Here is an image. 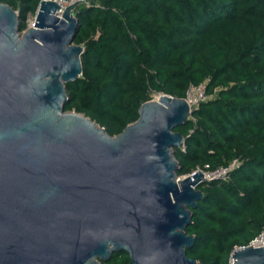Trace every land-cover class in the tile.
<instances>
[{"label":"water","instance_id":"1","mask_svg":"<svg viewBox=\"0 0 264 264\" xmlns=\"http://www.w3.org/2000/svg\"><path fill=\"white\" fill-rule=\"evenodd\" d=\"M40 0L32 26L0 0V264H197L185 230L203 173L178 178L174 129L195 110L160 95L110 136L67 113L66 84L82 73L73 11ZM232 264H264V246L238 247Z\"/></svg>","mask_w":264,"mask_h":264},{"label":"trees","instance_id":"2","mask_svg":"<svg viewBox=\"0 0 264 264\" xmlns=\"http://www.w3.org/2000/svg\"><path fill=\"white\" fill-rule=\"evenodd\" d=\"M1 2L23 20L39 0ZM75 18L82 78L66 84L64 111L77 109L110 136L137 120L148 91L184 98L189 84L218 89L174 129L185 138L174 156L178 176L237 160L230 183L200 185L185 230L195 238L187 257L228 264L264 230V0H100ZM105 264L130 260L113 252Z\"/></svg>","mask_w":264,"mask_h":264},{"label":"built area","instance_id":"3","mask_svg":"<svg viewBox=\"0 0 264 264\" xmlns=\"http://www.w3.org/2000/svg\"><path fill=\"white\" fill-rule=\"evenodd\" d=\"M43 1H52L56 3L59 7V10L56 12V15L61 16L62 12L66 8L79 4L84 0H43ZM32 25L33 23L31 24V26ZM154 94L156 98L154 100H157V98L161 95L156 93ZM183 99L188 104L190 110L197 109L200 104L208 100V94L206 93V82L197 85L189 84ZM191 118L192 116L189 119ZM179 149H181V151H184L185 149L184 144ZM237 165H238L237 160H232L226 165L219 166L213 169H210L208 166H205L204 169H201L202 170L201 172L203 173V179H205L204 182L206 183L214 182V181L224 182L226 179L230 178L231 172L237 167ZM248 246H253V247L264 246V230L257 237L252 239L249 242ZM232 262L233 261L231 260V258H229L228 264H232Z\"/></svg>","mask_w":264,"mask_h":264},{"label":"rangeland","instance_id":"4","mask_svg":"<svg viewBox=\"0 0 264 264\" xmlns=\"http://www.w3.org/2000/svg\"><path fill=\"white\" fill-rule=\"evenodd\" d=\"M91 4H95V5H99L100 4V0H84L83 2H81V3H79L78 5H77V7L75 8V10H77V9H80V8H84V7H86V6H88V5H91ZM36 10H37V7H36V9L35 10H32V11H30V12H27L26 13V15L24 16V19L23 20H21L20 18H19V9H17V10H15L16 11V13L18 14V22H19V24H21V22H22V26H21V29L19 30V32H18V34H22L23 32H24V30L27 28V27H30L31 26V24L32 23H34V19H35V16H36ZM75 10L73 11V14H74V16H75ZM23 28V29H22ZM74 44H75V42H74ZM82 47V46H81ZM83 48V47H82ZM80 78H82V75H80ZM217 92H218V89H216L215 91H214V93L213 94H211V95H208V98H215L216 96H217ZM154 99H156L155 98V94L152 92V91H148L147 93H146V97H145V102H148V101H152V100H154ZM144 102V103H145ZM66 112L67 113H71V112H74V113H78V114H80V115H84V113H82V112H80V111H78L77 109L75 110V109H71V110H66ZM85 116V115H84ZM88 118V117H87ZM90 119V118H89ZM92 121V120H91ZM94 123H95V121H93ZM97 124V123H96ZM98 126H100L99 124H97ZM101 127V126H100ZM102 128H104V127H102ZM104 130H105V128H104ZM106 131V130H105ZM195 171H202L201 169H199L198 167L194 170V172ZM204 172V171H203ZM191 173H187V171H184L182 174H180L179 176H178V178H184V177H186V176H188V175H190ZM224 182H227V183H230L231 182V178H228V179H226ZM200 187V185L197 187V189Z\"/></svg>","mask_w":264,"mask_h":264}]
</instances>
